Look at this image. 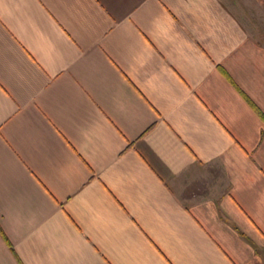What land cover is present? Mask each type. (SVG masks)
I'll list each match as a JSON object with an SVG mask.
<instances>
[{"label":"crops","instance_id":"0c3cea01","mask_svg":"<svg viewBox=\"0 0 264 264\" xmlns=\"http://www.w3.org/2000/svg\"><path fill=\"white\" fill-rule=\"evenodd\" d=\"M0 264H264V0H0Z\"/></svg>","mask_w":264,"mask_h":264}]
</instances>
